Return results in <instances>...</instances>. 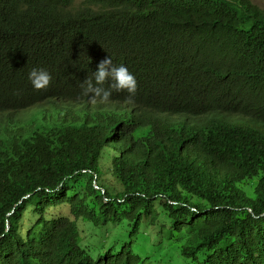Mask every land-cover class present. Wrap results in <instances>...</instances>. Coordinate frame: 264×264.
I'll return each instance as SVG.
<instances>
[{
  "label": "trees",
  "instance_id": "trees-1",
  "mask_svg": "<svg viewBox=\"0 0 264 264\" xmlns=\"http://www.w3.org/2000/svg\"><path fill=\"white\" fill-rule=\"evenodd\" d=\"M108 57L135 76L134 103H33L32 67L53 73L51 93L88 99L81 83ZM0 117V264H140L161 233L167 264H264V9L251 0H0ZM79 221L126 241L93 258Z\"/></svg>",
  "mask_w": 264,
  "mask_h": 264
},
{
  "label": "clouds",
  "instance_id": "clouds-1",
  "mask_svg": "<svg viewBox=\"0 0 264 264\" xmlns=\"http://www.w3.org/2000/svg\"><path fill=\"white\" fill-rule=\"evenodd\" d=\"M53 73L50 70L32 67L27 73L29 88L35 94L33 103L45 113L59 112L69 106L71 96H59L51 93ZM83 95L87 96L90 103H109L113 92H126V103H134L137 92L135 76L124 65H115L111 57L101 60L95 72L88 76L82 83ZM65 102L64 105L60 104ZM6 121V120H5Z\"/></svg>",
  "mask_w": 264,
  "mask_h": 264
},
{
  "label": "rangeland",
  "instance_id": "rangeland-1",
  "mask_svg": "<svg viewBox=\"0 0 264 264\" xmlns=\"http://www.w3.org/2000/svg\"><path fill=\"white\" fill-rule=\"evenodd\" d=\"M254 4L258 5L259 7H261L262 9H264V0H251ZM85 100H87L89 102L90 106L94 105L92 103H90L89 99H84V98H80V99H76V100H72L69 101V103L71 104H80L82 102H84ZM60 104L64 105L65 102H61ZM31 111V109L26 110L25 112H23L24 114H29ZM19 113H22V111H20ZM0 121H1V117H0ZM51 213H54V215H69V212L67 211V209L65 207H61V208H52L50 209ZM48 214V213H47ZM36 220L35 217H31V218H25L23 220L22 226H31L32 223H34ZM82 221V220H80ZM78 223L79 227V238H80V246L86 247L89 254L93 257L96 258V256L98 255V253L100 254L101 252H103L107 246L111 243H115V245H118L120 242V245L123 244L126 241V235L123 234L122 230L119 228V226H115L112 227L111 230H109L108 232H106L105 230H103L100 227L94 226L91 222H80ZM160 225V222L158 221V226ZM146 233H157L158 230L155 228V225H150L146 227ZM166 233H161V235L159 236L164 243V247L160 250H154L153 247H151L149 245L150 240L147 239V244H148V251L150 252V254H152L150 257H144L142 258V261L140 262V264H167L164 263L165 260H175L177 258V251L176 249L173 247L172 241L171 240H166L165 237ZM125 236V240L124 237ZM133 251L137 254L141 255V248L139 246L134 245L133 246ZM161 254V257H159V255L157 254ZM142 256V255H141ZM156 258V259H155Z\"/></svg>",
  "mask_w": 264,
  "mask_h": 264
},
{
  "label": "bare ground",
  "instance_id": "bare-ground-1",
  "mask_svg": "<svg viewBox=\"0 0 264 264\" xmlns=\"http://www.w3.org/2000/svg\"><path fill=\"white\" fill-rule=\"evenodd\" d=\"M64 123H66V122H64ZM33 211H29V210H26L25 212H23V216H34L33 215ZM52 214H54V213H52ZM52 214H47V213H45V216H51ZM31 218V217H30Z\"/></svg>",
  "mask_w": 264,
  "mask_h": 264
}]
</instances>
